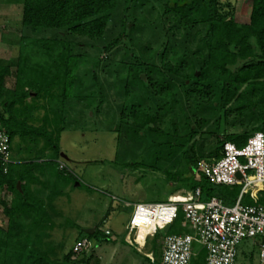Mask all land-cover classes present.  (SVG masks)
<instances>
[{
  "label": "trees",
  "instance_id": "1",
  "mask_svg": "<svg viewBox=\"0 0 264 264\" xmlns=\"http://www.w3.org/2000/svg\"><path fill=\"white\" fill-rule=\"evenodd\" d=\"M143 1H20L21 25L34 36L19 38L13 71L0 59V124L10 145L15 138L26 145L27 157L11 162L8 172L0 175V188L12 194L9 204L1 202L5 224L0 226V264L89 263L86 254L74 256L73 246L59 257L65 244L49 241L54 220L60 216L54 201L78 183L76 177L65 172V166L59 169L58 126L63 121L59 115L65 103L77 99L70 91L78 85L83 100L89 103L87 109L98 98V112L106 98L95 72L102 64L100 57L120 45H133L128 34L136 31L140 22L133 18L130 27L127 12L130 6L141 7ZM248 14V23L238 25L231 0H167L162 15L172 19L168 31L182 33L181 45L171 48L169 58L165 45L158 55V66L152 56L145 61L138 47L126 50L121 60L113 63L112 83L123 88L125 99L117 107L114 127L117 158L126 167L137 166L139 159L150 154H159L154 158L158 169L170 162V167H176L174 172L162 169L169 182H175L169 196L198 189L199 202L216 198L226 206H233L239 197L238 187L212 185L204 176L196 177L195 171L199 161L218 158L224 143L241 148L254 133L264 136V0H251ZM116 20L118 31L108 38L107 28ZM47 32H53V36H41ZM76 37L101 46L86 44L80 48L74 42ZM88 59L91 69L84 70L83 77L91 76L85 85L74 74ZM108 67L107 62L102 64L106 72ZM9 77L14 79L13 88L5 86ZM169 114L177 115V119L169 120L161 129L160 122ZM229 115L239 120L242 132H223ZM206 127L208 130L202 131ZM203 133L223 136L206 155L200 146L195 148V138ZM141 146L144 149L140 155L136 150ZM18 182L20 190L16 188ZM229 194L232 200L226 199ZM253 202L247 196L243 205L264 207V186ZM183 224L178 211L169 226L147 239L145 254L153 256V261L143 256L145 261L160 264L163 238L191 233ZM69 226L77 229L74 224ZM81 239L115 242L96 228L91 234L78 229L74 244ZM193 252L190 264H205V251L194 244Z\"/></svg>",
  "mask_w": 264,
  "mask_h": 264
},
{
  "label": "rangeland",
  "instance_id": "2",
  "mask_svg": "<svg viewBox=\"0 0 264 264\" xmlns=\"http://www.w3.org/2000/svg\"><path fill=\"white\" fill-rule=\"evenodd\" d=\"M20 1L0 0V59L8 62L12 71L18 56L17 42L19 38L24 35H31L29 30L21 25ZM166 1L144 0L141 7L131 8L130 6L127 12V23H130L129 26L131 27L133 18L140 22L138 24L139 28L128 34V38L133 40V45H127L129 48L120 45L118 48L104 53L101 55L100 61H102V64L105 62L109 64L108 72L102 69V64L95 70L98 81L103 87V93L106 95L98 112H95V108L98 106V98L93 101L94 105L92 104L91 108H86L89 103L82 98L81 85H78V89L70 91V94L75 95L77 99L72 100L71 103H65L61 109L59 119L62 118L63 121L58 126L61 129L58 134V147L60 149L58 165L59 169H63L65 166V172L72 177H76L79 186L78 183H75L76 187L74 189L66 190L63 197L54 201V206L60 212V216H57L54 220L55 228L49 233L51 235L49 241L54 245L65 244V248L59 253V257L66 254L74 245L78 236V229L92 230L96 228L102 233L109 229V236L115 240L116 248L119 250L127 249L129 252V255H121L120 262L131 264V252L135 254L136 247H131L124 242H126V226L131 218L133 206L140 203H165L168 196L173 192L175 182H169L162 169L171 170L172 173L176 170V167H170L172 166L171 163L167 162L162 164L164 167L158 169L160 165L155 164L154 158L159 154H150L146 158L139 159L137 166L131 165L130 167L124 166L117 158V134L114 127L118 116L117 107L125 102V99L122 95L123 88L116 87V84L112 83L115 69L113 63L119 62L125 51L131 49V47L142 49L137 51L145 61H149V56H152L154 64L158 66L160 64L158 55L165 45L168 49V58L170 57L171 48L181 45L182 33L167 30L173 22L169 15H162V6ZM231 3L234 7V21L238 25L247 24L251 0H231ZM162 24H164V28H162ZM117 28L118 23L116 20L108 26L106 36L108 38L114 36L118 31ZM41 36H53V32H47ZM74 42L80 44V48L86 44H93L96 47L101 46L100 43H91L80 37L74 38ZM90 60L88 59L85 64L79 65L74 74L75 78L79 81L82 79L85 85L90 80L91 75L84 78L83 72L91 69ZM143 78L145 79V76ZM13 82L12 77L6 78V88H13ZM68 102H70V99ZM0 113H2V108H0ZM233 118V115H229L227 118L224 133L243 131L244 128L238 125L239 120L234 121ZM174 119H177V115L171 116L169 114L165 116L159 127L163 129L169 120ZM207 130L208 127L202 129L204 132ZM218 138L221 139L223 136L221 134L214 136L206 133L197 135L195 148L200 146L201 153L206 155L214 148ZM25 146L22 143L20 144L18 138L13 140L11 148L14 161L17 162L21 158L27 157ZM143 149V146L138 147L136 153L141 155ZM62 154L67 160L61 158ZM236 187L241 189L242 185L238 184ZM183 191L180 190L174 194L184 195ZM247 196L245 194L242 204H244ZM226 199L232 200L233 195L229 194ZM125 204H128L129 207H126ZM4 224L0 210V226L3 227ZM68 224L76 225L77 229H72ZM144 240L139 242L136 238V242L140 246L144 245ZM91 241L94 251L91 250L87 254L90 259L93 258V254L99 252L100 246H112L110 243H99L94 239ZM140 251L145 254L147 250L142 248ZM136 256L140 258V261L149 264L141 254ZM151 257L153 258V256ZM257 257L258 248L252 245V240H244L238 246L236 264H257Z\"/></svg>",
  "mask_w": 264,
  "mask_h": 264
},
{
  "label": "built area",
  "instance_id": "3",
  "mask_svg": "<svg viewBox=\"0 0 264 264\" xmlns=\"http://www.w3.org/2000/svg\"><path fill=\"white\" fill-rule=\"evenodd\" d=\"M11 164V145L7 134L0 124V175L8 172ZM196 177L204 176L216 186H237L241 184L239 197L233 206H225L221 200L211 198L199 202V190L183 191L175 194L165 203H140L133 206L131 218L126 226L125 240L128 245L142 249L147 239L157 231L164 230L181 211L184 224L190 234L168 235L160 247V264H190L194 256L193 245L205 251V264H236L238 246L244 240H252L258 248L257 264H264V207L259 204L243 205L240 199L247 194L257 201L264 186V136L254 133L246 144L238 148L230 142L223 144L218 158H209L197 163ZM240 175V179L236 175ZM10 192L0 188L1 202L9 204ZM129 207L128 204H125ZM148 229L144 245L136 242L139 228ZM151 227V229H150ZM110 235L109 231H104ZM92 243L81 239L72 247L74 256L88 254ZM153 261L151 255H147Z\"/></svg>",
  "mask_w": 264,
  "mask_h": 264
},
{
  "label": "crops",
  "instance_id": "4",
  "mask_svg": "<svg viewBox=\"0 0 264 264\" xmlns=\"http://www.w3.org/2000/svg\"><path fill=\"white\" fill-rule=\"evenodd\" d=\"M13 161L14 160L12 159V152H11V162H13ZM14 162L17 163V162H20V160H18L17 162L16 161H14ZM105 231H109L110 232L109 229H106ZM111 233H112V231H111ZM124 243L127 244V242H124ZM110 244H112L111 247H109V246H106V247L100 246L99 252L97 254H95V255L93 254V258L89 260L88 264H123L124 263L123 261L120 262L121 255L122 256H124V254H128L129 255L128 250L127 249L119 250L118 248H116L115 242L114 243H110ZM131 247H134V246H131ZM91 250L94 251L93 249H91ZM134 251H135L136 255H140L141 254L142 256H146L148 258V256L146 254H142L140 249L138 250L137 247L135 248ZM135 254H133V252H131V264H146V262L140 261L139 260L140 258L138 256H136Z\"/></svg>",
  "mask_w": 264,
  "mask_h": 264
},
{
  "label": "bare ground",
  "instance_id": "5",
  "mask_svg": "<svg viewBox=\"0 0 264 264\" xmlns=\"http://www.w3.org/2000/svg\"><path fill=\"white\" fill-rule=\"evenodd\" d=\"M175 195L173 194V195H171V198H174L175 199ZM150 229H151V227H150ZM147 234H148V229H144L143 227H140L139 228V232H138V235H137V239H138V241L140 242V241H143L145 238H146V236H147Z\"/></svg>",
  "mask_w": 264,
  "mask_h": 264
},
{
  "label": "water",
  "instance_id": "6",
  "mask_svg": "<svg viewBox=\"0 0 264 264\" xmlns=\"http://www.w3.org/2000/svg\"><path fill=\"white\" fill-rule=\"evenodd\" d=\"M143 77H144V76L142 75L141 78L144 79ZM61 158H62L63 160H67V158H66L63 154L61 155ZM236 177H237L238 179H240V175H239V174H237ZM16 188H17L18 190H20V183H19V182L17 183ZM92 231H93V230H90V229H88V230H84V232H85L86 234H91Z\"/></svg>",
  "mask_w": 264,
  "mask_h": 264
},
{
  "label": "clouds",
  "instance_id": "7",
  "mask_svg": "<svg viewBox=\"0 0 264 264\" xmlns=\"http://www.w3.org/2000/svg\"><path fill=\"white\" fill-rule=\"evenodd\" d=\"M175 195V194H174ZM170 197V196H169ZM130 246V245H129ZM144 248V247H143Z\"/></svg>",
  "mask_w": 264,
  "mask_h": 264
}]
</instances>
